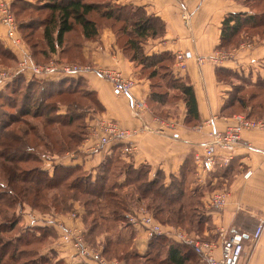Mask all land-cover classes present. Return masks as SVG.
<instances>
[{
	"label": "crops",
	"instance_id": "obj_1",
	"mask_svg": "<svg viewBox=\"0 0 264 264\" xmlns=\"http://www.w3.org/2000/svg\"><path fill=\"white\" fill-rule=\"evenodd\" d=\"M3 1L11 3L14 0ZM115 3L142 8L148 16H154L163 22L165 26L163 35L144 41L143 51L147 56L168 54L172 58L170 67L172 76L176 79H184L194 89L199 110L198 121L187 120L186 105L182 101L181 111H179L181 113L178 116L169 113V118H165L170 128H166L163 133L154 132L158 128H154L156 124L153 120L156 116L155 111L158 110V103L151 100L152 78L146 76L143 67L132 61L120 47L118 35L122 34V31L116 29V23L101 17L96 12L93 13L100 16V19L92 17L91 19L98 27L97 38L85 40L82 36L78 43L72 41L73 44H68L66 41L71 37L72 32L67 33L64 45L52 56L57 55V58L61 60L75 45L79 56L90 66L96 69L114 68L136 81L129 96L117 97L113 94L111 84L101 76L95 73L85 76L89 89L96 93L98 101L105 109L103 117L115 120L127 129H142V132L134 138L138 151L129 154L126 152V146L123 147L119 150L122 160L136 168L142 165L149 166L150 178H153L158 171L162 172L167 177L166 184L170 183L171 176L180 175L187 161L191 163L192 174L195 175L198 173L195 155L202 151L200 145L207 141L209 133V128L205 125L206 120L211 116H217L218 128L224 129L227 124L233 122L235 115H238V113H226L231 109L225 107L230 89L218 81L216 69L220 67L238 71L247 74L246 76L251 75L254 79L264 78V39L258 37H254L248 42L249 44L243 42L241 48L236 47L235 49H238L235 55L222 64L207 60L215 56L218 50L225 17L230 13L253 14L255 11L250 9L245 0L203 2L201 0H116ZM46 48L45 44L43 50ZM182 54L185 55L183 60L180 59ZM199 58L205 61L199 63ZM182 61L185 68L180 66ZM132 100L142 103L143 106L133 108ZM112 153V146H102L97 138L90 136L82 144L78 154L66 153L57 164L81 166L89 172H95ZM217 154L221 160L229 158V162L219 163L209 175L200 177L196 174L197 185L201 187L218 185L216 191L225 190L229 194L226 206L222 209L215 208L209 214L215 226L214 241L221 242L222 230L226 233L240 232L245 236V245L239 264H264V233L256 244L250 237L255 228L264 222V130L245 132L240 145L233 151L228 153L218 151ZM50 162H45L43 169L52 174L53 168ZM247 171H250L251 175L245 178ZM210 197V193L205 194L202 202L208 204ZM75 207L82 215L83 211H80L78 206ZM19 213L24 220L21 222L24 229L56 227L60 230L59 225H72V221L64 216L55 215L53 221L48 220V216L32 211L28 205H24ZM40 220L45 223H41ZM77 222L80 223V221ZM132 227L131 231H128V239L131 238V243L134 242V247L144 253L139 255L143 256L149 251L151 240L146 237L142 229ZM54 229H52L55 232L54 238L52 234H48L41 244V250L37 253L39 257H46L51 263L97 264L77 255L70 244H65L60 237L58 238L59 234ZM40 231L37 230V235H41ZM44 231L45 229L42 233ZM33 246L35 245L30 244L28 247ZM162 254L165 257V250ZM193 264L207 263L200 257Z\"/></svg>",
	"mask_w": 264,
	"mask_h": 264
},
{
	"label": "trees",
	"instance_id": "obj_2",
	"mask_svg": "<svg viewBox=\"0 0 264 264\" xmlns=\"http://www.w3.org/2000/svg\"><path fill=\"white\" fill-rule=\"evenodd\" d=\"M51 1L52 3L50 2L47 5V8L51 10L52 14L48 19L45 20L42 29V38L47 46L46 50L42 51L44 57H42L41 61H44L43 63H47L53 58L52 55L56 54L57 51L64 45L65 35L75 31L76 27L81 28V35L85 40L96 39L99 35L98 27L90 17L93 12H96L101 17H106L115 23L122 22L125 25L127 24V30L126 27H124V31L128 36H130L128 44L130 45L131 51L133 52V54L128 57H130L132 61L136 62L146 70H154L149 75L150 78L153 79L157 76L156 70L158 66L165 67L164 63L168 62L167 71L169 72L170 77L173 78V80L170 82L172 83V88L179 90L181 93L182 101L186 105L187 120L191 122L199 120L198 104L193 87L184 79L174 78L170 73L172 58L168 54L147 56L143 51L142 43L144 41L163 35L165 26L160 19L154 16H148L142 8L129 5L117 6V11H115L109 9L106 6L103 9L100 3L88 2V0ZM245 3L252 11H255V13L251 14L245 12L228 14L222 23L221 41L218 46V50L231 49L232 46H237L244 40L252 41L254 37L264 39V9L262 12L256 11L251 5L253 2L250 1L249 3V1L245 0ZM26 26L28 29L32 28L30 25ZM11 56L13 57L14 55L11 53ZM45 58H47L46 61ZM228 73L233 75L238 74L233 70L220 67L217 68L216 77L218 81L223 82L221 81L222 78ZM30 78L31 79H29L27 74H17L14 79H10L12 82L7 83V86L5 87L6 90L0 92V99L12 100L13 103L15 102L14 105H12L13 108L19 107V113L31 115L33 118H39L43 114L45 116H49V114H51V112L56 109V111H58L62 105L61 102L57 103L58 106L56 103H54V106L51 107V103L47 104L46 100L58 98L59 96L65 94H76L78 91L77 89L67 86H69V83L71 82H76L75 80H78V83L79 81H82L77 79L79 77L47 80L36 77ZM258 81L259 84L255 85L254 87L260 89V91L264 90V78L259 77ZM34 88L41 89V100L37 98L35 99V95L37 94L36 91L32 90ZM172 88L170 87V89ZM241 90L242 88H239L235 89L234 91L236 94H238L242 92ZM234 94L231 95L230 99L228 98L225 107H236L237 97ZM16 95H20V102L16 98ZM255 96H258V93L250 96L248 99H242L240 104L242 112H238V114H243L249 119H258L264 117V101L261 100L254 103L256 100ZM84 97L89 100L94 98L95 104L94 102L93 104L97 109H100L101 112H99L103 113L105 111L98 101L95 92L91 91L86 95L84 94ZM164 99L165 98L161 96V93L153 91L151 100L158 103V106L162 105ZM67 108L68 111L66 110L64 115H57V119L55 117H49L46 121H44V129L47 130L48 126L55 124H57V126L60 128H71L77 122V120H79L78 115L74 114V112H76L79 107L76 103H72L68 105ZM73 108H75L76 111L70 113V110ZM99 118L100 117L98 116L95 118V120ZM14 120L16 122L20 121L15 118ZM9 128L10 125H8L4 119H1L0 173L5 182L0 183V206H2L1 204L4 203V206L11 207L15 214L17 213V218L14 217L12 221L10 220L7 222L10 224V226L8 228L9 230H6V232L13 231L14 228L20 224V220L22 218L21 215L18 214V209H23L24 205H28L26 203L28 195L33 194L35 197L32 203L30 202V206H33L35 203H37L38 198H40L44 192H52L56 190L58 192L60 190H64L63 192L66 193L65 196H67V194H72L68 195L69 199H64L65 197L63 196H57V200L61 198V203L62 205L64 204L62 211L70 209L68 207V202H81L80 197L88 198L85 199L87 201L84 200L85 202L83 204L85 211L83 210L82 215L79 214L80 217H82L83 222L88 225L87 237L88 235L95 234L98 229L102 228L103 225L99 222L100 219L107 221L108 224H110V222H114L116 224L117 222L121 221L123 224H125V226L130 228L131 223L129 222V218L136 212V210L131 207L123 206L122 203L125 199H129L132 203H137V205L141 203L146 204L145 202L147 200L151 201V204H146L147 209L152 211L153 217L159 223L161 222V224H172L171 222H174V224L181 227L182 223L189 221L188 219H190V217H188L184 211L187 201L184 200L186 198L185 186L187 179L192 173V165L189 161L183 165L179 176H171L169 184L165 183V175L162 172L158 171L153 178H150L151 169L149 166L142 165L136 168L127 162L125 163L126 167L123 169L124 172L122 171V174H124L123 179L120 181V183L116 185L114 184L111 187L107 185L106 179L109 175H111L112 167L115 161L121 157L119 150L125 146H129L131 143L136 144L134 139L131 141L111 144L110 146L113 147L112 155L107 157L97 168L98 174L96 173L97 175L93 179L92 176L89 177L87 174L81 177L75 176L77 172H81L83 170L81 166H64L57 164L53 168L52 174H50L49 171L43 169L44 165L43 167L40 165L39 167L32 169H22L19 165L20 162H27L29 159L34 160L36 159L35 156H37L36 151H38V149H33L23 136L27 135L29 130L33 131L35 135L41 139V142L45 143L44 146L49 151H46V153L44 152L45 156L42 158L40 157L41 160H43V158L51 159V157L54 155L61 154V156H65L66 153L72 152L80 142L78 141L79 139L76 135L72 134L68 137H64L61 134L59 137H57L58 139L54 144L52 141V136H54V133L56 132L55 128L50 130L49 133L45 131L44 137L37 133V127L30 128L28 131H24L23 135L14 133ZM75 141L77 142L72 147L71 144ZM52 144L54 148L59 146L58 153H56L57 151L55 149H50ZM21 145H26V147L24 146L25 149H22ZM72 178L73 181L68 183ZM125 189H129L130 193L125 194L124 196H120L119 193H116V191L123 192ZM193 194L194 193H191L190 196ZM135 196L137 199H135ZM89 205L95 207L96 209L91 208L89 210ZM16 207L17 210L15 209ZM140 207L141 205L139 208ZM110 209L111 211L109 212ZM120 210L123 212L122 214ZM106 212L109 215H105ZM160 215H168V217L160 218ZM92 216L94 217L91 220L90 218ZM191 221H193L192 218L190 222ZM3 224L0 223L1 233L4 232L2 231ZM201 224L202 221H198L197 227L200 228ZM43 229H45L44 233H42ZM37 230H41V235H37ZM112 231H114V228H112L110 225L105 227L101 233L108 235ZM48 234H52L49 227H28L24 229L22 235L17 237V245L23 247L22 251H27L26 248H29L28 246L30 244H43ZM130 239L131 238L124 241H119V239L114 240L110 237H105V244L103 245L101 253L102 256L113 259L116 258L117 255H120V258L124 260L126 259V261L131 258H142L146 261L142 264H193L200 259V256L195 254L189 246L179 242L176 243L177 241L175 242L173 239L166 236L155 237L151 239L149 251L143 256L129 251L128 249H121V247L125 246L128 248L130 246ZM10 247H12V243H3L0 240V264H4L3 256L8 254ZM163 250H165L166 253L165 257L162 254ZM33 252L35 253L36 251ZM35 255H37V252ZM16 257L17 256L12 254L11 260L15 261ZM45 260L48 263L49 259L46 258ZM57 264L62 263L58 262Z\"/></svg>",
	"mask_w": 264,
	"mask_h": 264
},
{
	"label": "rangeland",
	"instance_id": "obj_3",
	"mask_svg": "<svg viewBox=\"0 0 264 264\" xmlns=\"http://www.w3.org/2000/svg\"><path fill=\"white\" fill-rule=\"evenodd\" d=\"M116 0H88V2H95V3H100L101 7L104 9V7H108L109 9L112 10H116L117 6H121L115 3ZM253 3H251L252 7L256 10V11H260L262 12V10L264 9V0L263 1H257V0H247ZM52 3L51 0H14L11 3H7L3 0L0 1V5H4L6 6L9 11L11 12V14H13L16 25H17V30L16 32L13 33V39L9 37V29L7 28V26L5 24H3L0 21V29H2V32H0V78L2 74H6V76L4 78V80L0 81V92L6 90L5 87L7 86V83L12 82L10 79H14L15 76L17 74H24L23 72H20L18 69V65L21 61V59L23 58V55L21 54V52L28 53L34 62H36L37 64H46L43 63L44 61L42 60V57H44L42 51L45 48V43L43 41L42 38V29H43V25L46 19H48L50 17V15L52 14L51 10L47 8V5L49 3ZM0 11H1V6H0ZM98 14V13H97ZM96 13H92L90 15V17H92L93 19H100V16H98ZM0 16H1V12H0ZM26 25H30L32 26L31 29L26 28ZM3 26V27H2ZM116 29H121L122 34H119V45L120 47L125 51L127 56H131L133 54V52L131 51V47L128 44V41L130 39V36L127 35V33H125L124 31V27H126L127 30V24H123L122 22L116 23L115 24ZM81 35V28L80 27H76V30L72 32L71 37L68 38V40L66 41L68 44H73V43H78L80 38L82 37ZM263 38H264V34H263ZM244 40V39H243ZM12 41H17L18 42V46L15 45ZM73 41V43H72ZM246 44H249L248 40H244L243 41ZM239 43V45L237 46H232L231 49L228 50H217V52L220 53H232V55H235L236 50L238 48H241V44L243 43ZM246 46V45H245ZM236 47H238L237 49H235ZM68 53L65 54L64 58L62 60V63L64 64H77L80 66H90L85 60H83L80 56L79 53L74 46H72L69 51H67ZM216 52V53H217ZM11 53L15 56L12 57ZM215 53V54H216ZM54 58H56L58 61L61 62V60L59 58H57L56 56H52ZM52 59H50L48 62H50ZM47 60V58H45V61ZM47 62V63H48ZM165 67H161L158 66L157 68V76L155 78L152 79V85L153 87V91L161 93V96L164 97V102L162 103V105L157 107V112L155 111L156 116L159 119L165 120V118H169L170 114H176V116H178L181 112V103H182V97H181V93L179 90L173 89L172 88V83L170 82L171 80H173L172 77H170L169 72L167 71V66H168V62L164 63ZM145 68H143L144 74L146 76H149L154 70H144ZM237 75H233V74H226L225 77L222 78L221 83H223L224 85L229 87V95L228 98H231V95L235 93V89H239L242 88V92L238 93V94H234L237 97L236 100V107L229 109V111H226L227 114L233 113V114H237L238 112H242L241 110V101L243 98L248 99L250 96L255 95L258 93V96L256 97V100L254 101V103L258 102V101H264V90L257 89L256 87H254L255 85L259 84L258 78L254 79L251 75L246 76L247 74L244 73H239L237 71ZM29 79H31L30 75H28ZM82 78V79H81ZM28 79V80H29ZM77 79H80L82 81H79V83L77 82L78 80H75L76 82L74 83H69V86L67 87H72L77 89L78 91L76 92V94H65L62 96H59L58 98H52V99H48L46 100L47 104L51 103V107L54 106V103H56V105L58 106V102H61L62 105L60 107V109H58V111L54 110L53 112H51V114H49V116H45L44 114L39 117V118H33L31 115H24L22 113L18 112L19 107L13 108L12 105H14L12 100H6V99H0V120L4 119V121H6L8 123V125H10V130L13 131L14 133H18L20 135H23L24 131H28L30 128L33 127H37V133L40 134L41 136L44 137L45 135V131L47 133H49L50 130H52L53 128H55L56 132L54 133V136H52V141L54 142V144L57 141V137H59L61 134L64 137H68L69 135H76L78 137V141L79 145L76 146L74 148V150L72 152H70L71 154H78V148L80 150V147L82 146V144L85 142V140H87L88 138H90V136H93L95 138L98 139V134H99V122L101 120H107L108 118L102 117L104 114L100 113V109H97L94 101V98H91V100L87 99L84 97V94L86 95L87 93H90L91 90L89 89V86L87 84V80L85 79V76L79 77ZM45 80H47V78H45ZM220 82V81H219ZM3 85V86H2ZM66 85V84H64ZM2 87V88H1ZM170 87L172 89H170ZM34 91H36L35 95V99H39L41 100L42 97L40 95L41 89L39 88H34L32 89ZM50 90V89H47ZM67 95H71V96H67ZM165 95V96H164ZM20 95H16V98L19 100L20 102ZM96 99V98H95ZM12 101V102H11ZM94 102V104H93ZM72 103H76L78 105V110L76 111L75 108L71 109L70 113H72L73 111L75 115H78V119L77 122L71 127H63L60 128L59 126H57V124L52 125V126H48L47 130L44 129V121H46L49 117H55L56 119L58 118L57 115H64L66 110L68 111L67 106L72 104ZM64 104V105H63ZM31 105V104H29ZM239 106V107H238ZM101 108V107H100ZM102 109V108H101ZM100 111V112H99ZM46 113V112H45ZM170 113V114H169ZM226 114V115H227ZM100 117L99 119H96V117ZM94 117V118H93ZM102 117V118H101ZM20 120V121H15L14 120ZM93 118V119H92ZM115 121V120H113ZM117 122V121H116ZM158 127V126H154ZM58 135V136H56ZM27 141V143L34 149H38V151H36L37 156L36 159L32 160L29 159L27 162H20V166L22 169H32V168H36L39 167L41 165V167H43V165H45V162H49L51 161V167L54 168L57 163H59V160L61 158H63L64 156L60 155H54L51 157V159L49 158H43V160H41V158L43 156H45L44 152L46 153L49 152L47 150V148L44 146L45 143L41 142V139L38 138L35 133L31 130H29V133L27 135H23ZM56 138V139H55ZM52 142V143H53ZM77 141L73 142L71 144V146L73 147L75 145ZM22 146V145H21ZM26 147V145H24ZM22 146V149H25V147ZM50 149H55L58 153L59 151V146H56L55 148L52 147ZM34 151V150H33ZM65 155V154H64ZM41 157V158H40ZM126 161L122 160L121 157L120 159H117L112 167V171H111V175H109L107 177V185L108 186H113L114 184H118L120 183V181L123 179L124 174H122V171L124 169V167H126ZM83 169V168H82ZM83 171V172H82ZM81 172H77L75 174V176H84V175H89V177H94L98 174L97 171L95 170V172H89L88 170L83 169ZM87 172V173H86ZM124 172V171H123ZM97 173V174H96ZM198 176V173H196ZM193 175L192 173L190 174L189 178L187 179L186 182V192H185V196L186 198L184 200L186 201V208H185V212L187 214L188 217H190V219H188V222L182 223L181 227L174 224V222H171L172 224H167L164 223L162 224L165 228L168 229H175V230H181L184 231L188 234L193 235L194 237L200 239L201 241H214L215 237H216V232L214 231L215 226L212 224V220L209 216V214L215 210V208H210L208 204H206L205 202H202L203 196H205V194H213L215 193L217 189L218 185H215L216 187H211L210 185H205V186H199L196 184L197 181V176ZM171 179V178H170ZM169 179V180H170ZM200 179V178H198ZM164 180H167V177L164 178ZM73 181V178L70 180L71 183ZM1 182H5L4 178L2 177L1 173H0V183ZM126 190V191H125ZM123 192H118L116 191V193L120 196H124L125 194L130 193L129 189H125ZM129 190V191H128ZM0 191H1V187H0ZM64 191V190H63ZM63 191H52V192H44V194L41 195L40 198H38L37 203H35V205L30 206V202L32 203L33 199L35 198L33 194L28 195V198L26 200V203L28 204V208H30L32 211H37V213L41 214V215H46L48 216V220L53 221V219H55V215H59V216H64L69 218L72 221V225L71 226H66V225H59L60 230H58L56 227H54L57 230V233L59 234L58 238L60 237V239L62 238L61 234H62V230H66V229H73L75 228V230H79L83 229V241L84 243L93 251V252H97V253H102L101 249L103 248V245L105 244V237H110L114 240L119 239V241H124L128 239V231H131V227L133 225H131V227H127L125 226V224H123V222H117L116 224L114 222H110V224L107 223V221H103V220H99L100 223H102V228L98 229L96 231L95 234H91L88 235L87 237V230H88V225H86L83 222L82 217L79 218V212L77 211L78 209L75 206L79 207L80 211L84 210V202L87 201L85 199H88L86 197H80V201L81 202H71L69 203L68 201V207L70 209L66 210V211H62L63 209V205H62V201L60 200L61 198H59V200H57V196L58 197H65L64 199H69L68 195H72V194H67V196H65L66 193H64ZM191 193H194L192 196ZM202 195V197H201ZM56 197V199H55ZM193 197V198H190ZM123 199V198H122ZM135 199L136 196H135ZM85 200V201H84ZM146 204L150 203L151 201L147 200L145 202ZM146 204H138L137 203H132L129 199H125L124 202L122 203L123 206L125 207H131L134 208L136 211L140 210V209H144L152 214V211L147 209ZM2 206H0V223L3 224L2 226V231L4 232H0V240L3 243H12V247H10V250L8 251V254L3 256L4 257V264H57V263H51L45 260L46 258L43 257H39L38 255H35V253L38 251H40V247L41 245H35L31 248H26L27 251H22L23 247H21L20 245H17V237L22 235L23 231H24V226L21 225V222H23L24 220L21 219L20 220V224H18L17 227L14 228L13 231H7L9 230V226L10 224L7 223L8 221H12L15 218H17V213L15 214L14 210L11 209V207L8 206H4L5 204H1ZM141 205V207L139 208V206ZM27 206V205H26ZM18 207V206H17ZM17 207L15 208L17 210ZM67 207V206H66ZM188 207V208H187ZM96 209L95 207L89 205L88 209ZM217 209V208H216ZM20 211V209H18V212ZM85 211V210H84ZM111 211V209L109 210V212ZM121 212V210H120ZM75 213V216L73 217V214ZM123 212H121L122 214ZM155 213V212H154ZM189 213V214H188ZM21 215V213H18ZM105 215H109L107 212L105 213ZM94 216H92L90 219L92 220ZM166 218L168 217V215H160V218ZM191 218L193 219V221L190 222ZM77 221H80V223L78 224ZM90 221V220H89ZM198 221H202V224L200 226V228H198ZM41 223H45V221L40 220ZM6 223V224H5ZM161 224V222H160ZM112 228H114V231L110 232L108 235H106L105 233H101L105 227L110 226ZM52 228V229H54ZM133 228V227H132ZM51 229V228H50ZM52 231V237L54 238V233L53 230ZM54 229V230H55ZM55 230V231H56ZM62 231V232H61ZM61 233V234H60ZM51 237V238H52ZM147 237V235H146ZM52 238V239H53ZM148 238V237H147ZM17 245V246H16ZM72 247V245H71ZM73 248V247H72ZM74 249V248H73ZM121 249H128L129 251H132L136 254H140L141 252L137 250V248L134 247V242H132L130 244V246L128 248L121 247ZM33 251H36L35 253ZM14 254L16 257L15 261L11 260V255ZM144 254V253H141ZM102 255V254H101ZM104 257V256H103ZM108 262H118L120 264H142L145 263L146 261L144 259H129L128 261H126V259H122L120 258V255H117L116 258H106L104 257ZM120 259V260H119ZM122 260V261H121Z\"/></svg>",
	"mask_w": 264,
	"mask_h": 264
},
{
	"label": "built area",
	"instance_id": "obj_4",
	"mask_svg": "<svg viewBox=\"0 0 264 264\" xmlns=\"http://www.w3.org/2000/svg\"><path fill=\"white\" fill-rule=\"evenodd\" d=\"M206 1V0H201ZM1 6L0 21L9 29V37L13 39V33L17 30V25L13 14L9 9ZM18 46L17 41H12ZM23 58L21 59L18 70L24 74L30 75L36 78L47 79H61L68 77H81L88 74L95 73L101 76L105 81L111 84L113 94L117 97L129 96L132 89L136 85V81L133 78L126 77L120 71L114 68L96 69L92 66H80L77 64H64L58 61L56 58L52 59L46 64H37L33 61L32 57L24 52H21ZM232 53H220L217 52L215 56L208 58L207 60L222 64L223 62L231 59ZM185 55H180V59L183 60ZM205 60L198 59L199 63H203ZM181 68H185L182 61L180 63ZM6 74H2L1 78H4ZM4 80V79H1ZM133 108H141L142 103L131 101ZM217 116H211L206 120L205 125L209 128L207 141L202 143L200 147L202 151L197 152L195 155V163L198 167V175H209L218 166L219 163H228L229 158L221 160L217 154L218 151L231 152L238 147L242 141V135L247 131L264 130V117L261 119H249L243 114L235 115L233 122L227 124L224 129H219L217 126ZM154 123L158 126L154 130L155 133H163L166 128H170V125L162 119L157 117L153 118ZM99 134L98 140L100 145H111L115 143H121L125 141H131L137 137L142 129H127L122 127L118 122L107 119L99 122ZM152 128V127H151ZM138 151L137 144L131 143L126 146V152L129 154L136 153ZM251 175L250 171H247L245 178ZM227 191H216L209 198V206L211 208L222 209L228 202ZM75 213L73 214V217ZM129 222L136 228L142 229L151 240L155 237L166 236L174 241L189 246L195 254L200 256L207 264H239L244 250L245 236L240 232L226 233L221 231V242L215 241H201L181 230L168 229L160 224L152 214L148 213L145 208L136 211L129 218ZM79 230L66 229L62 230L61 240L65 244H70L74 248L77 255L90 259L97 264H120L118 262H108L101 253L93 252L83 241V229ZM264 233V222L260 223L252 233L251 241L256 244Z\"/></svg>",
	"mask_w": 264,
	"mask_h": 264
}]
</instances>
